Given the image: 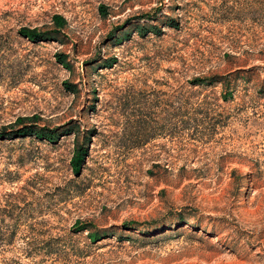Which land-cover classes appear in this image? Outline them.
<instances>
[{
	"label": "rangeland",
	"instance_id": "obj_1",
	"mask_svg": "<svg viewBox=\"0 0 264 264\" xmlns=\"http://www.w3.org/2000/svg\"><path fill=\"white\" fill-rule=\"evenodd\" d=\"M24 125L60 136L0 140V264H264V0H0Z\"/></svg>",
	"mask_w": 264,
	"mask_h": 264
},
{
	"label": "trees",
	"instance_id": "obj_2",
	"mask_svg": "<svg viewBox=\"0 0 264 264\" xmlns=\"http://www.w3.org/2000/svg\"><path fill=\"white\" fill-rule=\"evenodd\" d=\"M52 21L55 25H59L58 28L63 26L64 19L61 16L54 15L52 17ZM55 31H39L36 29H26V28H20L17 31V34L19 37L34 43L38 44L40 42H47V41H53V34H55ZM58 62L62 65H66L64 58H59ZM114 59H111L107 62V65L105 68H112V64H114ZM200 80L194 81V85L199 84ZM74 92V91H72ZM59 129H45V128H38L35 125H28V126H21L17 129L10 128L9 130L3 128L0 129V140H7V139H17V138H26V137H34L39 140L47 141L49 143H54L56 139L60 136V133L58 131ZM74 134L73 131H68L67 133H63V135H71ZM78 155L80 164L84 163V160L87 157V151L86 149H83V147H77L75 151ZM74 169L77 170L80 165H73ZM79 230H86V227H80ZM89 239L92 240L93 243H96L101 240V237L98 235V233L93 232L92 234H89Z\"/></svg>",
	"mask_w": 264,
	"mask_h": 264
}]
</instances>
